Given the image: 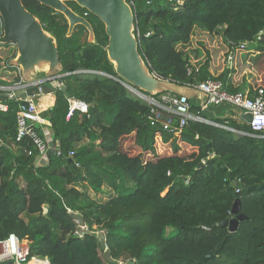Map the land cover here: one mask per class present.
Listing matches in <instances>:
<instances>
[{
  "label": "trees",
  "instance_id": "1",
  "mask_svg": "<svg viewBox=\"0 0 264 264\" xmlns=\"http://www.w3.org/2000/svg\"><path fill=\"white\" fill-rule=\"evenodd\" d=\"M21 2L55 41L57 74L64 75L66 93L56 90L54 105L41 115L60 152L47 156L44 165L36 164L30 141L14 143L18 101H6L7 111L0 112V141L8 147H0V241L14 235L28 243L30 256L49 264H264V139L194 121L177 137L159 124L151 126L148 105L115 80L119 78L107 57L108 38L100 20L68 2L78 16L87 12L93 40L81 25L67 36L63 15L36 0ZM130 9L144 65L175 88L207 79L226 84L225 74L210 75L207 61L195 68L176 49L189 44L195 25L220 33L236 47L255 42L262 33L256 49L264 66V0H133ZM68 100L87 105L86 114L74 111L67 119ZM190 105L199 115L200 108ZM226 125L250 131L242 122L229 120ZM126 140L133 154L121 147ZM168 143L171 154L156 151L155 144ZM183 143L192 150L180 151ZM233 182L246 190L234 188ZM89 190L107 199L94 200ZM236 199L246 219L231 233L220 224L231 218ZM71 213L82 218L88 235H76L79 225ZM168 228L176 234L164 237ZM99 232L113 263L104 261ZM218 245V253L203 261Z\"/></svg>",
  "mask_w": 264,
  "mask_h": 264
},
{
  "label": "water",
  "instance_id": "2",
  "mask_svg": "<svg viewBox=\"0 0 264 264\" xmlns=\"http://www.w3.org/2000/svg\"><path fill=\"white\" fill-rule=\"evenodd\" d=\"M40 4L47 6L60 13L68 22L67 36H70L77 25L83 26L88 35L89 41L93 40V31L85 18L78 16L66 6L68 2H74L80 8L85 9L89 14L96 17L104 25V32L108 38L106 47L107 57L114 66V71L120 82L128 91L133 92L137 98L145 101L148 96L156 94L184 95L188 88H175L166 81L157 79L150 74L144 65L137 51V42L133 35L134 17L130 7L125 0H36ZM0 18L2 22V36L0 44L3 46L12 45L16 49V58L12 63L21 69V76L25 81L34 82L39 79L41 84H29L21 90L11 89L16 99H21V103L26 106L31 98L37 100L41 95H54L56 89L66 93L62 84L64 75H58L60 69L57 49L54 39L45 33L37 21L28 13L22 5L21 0H0ZM186 61V58H183ZM47 67L44 78H36L37 69ZM86 74L101 75L111 78L99 72H79ZM32 77V78H31ZM113 79V78H112ZM181 90L184 92L181 93ZM8 97L0 95V102H6ZM241 119L244 124L251 121L249 114H243ZM199 123H205L201 120ZM0 147L7 149V146L0 141ZM56 146L52 145L48 150V156H56ZM72 158L69 159L71 163ZM203 163L199 164L201 167ZM234 188L238 187L237 182H233ZM241 190H246L245 186H239ZM249 190V189H248ZM231 218L224 220L220 226L227 227L229 232L236 230L238 223L246 217L240 213V201L238 199L232 205ZM70 218L79 226L76 230L77 236L88 235L89 233L82 226V218L75 213L70 214ZM99 248L104 249V261L113 263L110 252L105 248L103 232L97 233ZM221 245H218L212 253L206 254L202 260L211 259L217 254ZM133 264V263H127Z\"/></svg>",
  "mask_w": 264,
  "mask_h": 264
},
{
  "label": "built area",
  "instance_id": "3",
  "mask_svg": "<svg viewBox=\"0 0 264 264\" xmlns=\"http://www.w3.org/2000/svg\"><path fill=\"white\" fill-rule=\"evenodd\" d=\"M172 2V0H167ZM127 5L133 3V0H125ZM87 12L83 14L86 18ZM262 33H259L255 42L245 43L240 47H236L231 43H226L228 48V56H226L225 62L230 65L234 61L235 54L239 52L238 48L249 47L256 45L261 39ZM2 36V22L0 18V37ZM12 45L2 47L0 51ZM12 59L0 58V95H6L8 100L18 101L19 107L16 113V134L14 143H21L23 140H28L32 144L36 153V164L44 165L47 162L48 150L50 144L43 136L41 132L37 130L42 123L39 112L37 111L35 99L31 98L27 101V105L24 106L21 103V99H16L11 89L21 90L27 87L29 84H41L39 79L34 82H27L21 76L20 68L15 67L12 63ZM15 73L17 81L9 79L10 74ZM156 77V76H155ZM195 92L200 93L204 99V106H229L242 112V114H249L251 121L246 124L249 128V134H245L242 131H238L227 127V125L218 124L214 122H207L214 127L238 134L247 135L252 138L264 139V87H259L253 90L252 94L248 92L238 91L231 93L227 90L226 84L217 79H207L204 82L190 86ZM130 92V91H129ZM131 95H136L130 92ZM7 100V101H8ZM150 108V113L147 116L150 125L155 126L159 124L164 132L170 133L173 136H179L183 128L190 121L201 122L203 120L200 116L191 113V105L187 96L175 95V94H162L159 97L148 96L144 101ZM69 111L67 119L72 115L74 111H78L81 114H86L87 105L81 102L68 100ZM74 105V106H72ZM8 109L5 102H0V112H6ZM243 123V121H242ZM39 129V128H38ZM40 130V129H39ZM56 156H60V152L57 148ZM27 155L31 156L32 151H27ZM73 153H69V158H72ZM75 168L78 165H73ZM169 175V173L167 174ZM238 192V190H236ZM28 243L19 240L14 235H9L5 240L0 241V264L12 262L13 264H49L47 259H41L36 256H30Z\"/></svg>",
  "mask_w": 264,
  "mask_h": 264
},
{
  "label": "rangeland",
  "instance_id": "4",
  "mask_svg": "<svg viewBox=\"0 0 264 264\" xmlns=\"http://www.w3.org/2000/svg\"><path fill=\"white\" fill-rule=\"evenodd\" d=\"M87 36L89 38L88 33H87ZM225 45L226 43L224 42L220 33L210 34L206 32L202 27H197L192 30L191 39H190L189 44L184 45L179 48H181L180 50L183 53H185L188 56V58H189V53L195 54L198 60L196 67L200 66L206 61L209 63H213L215 70H216V72H214V76L219 77L220 75L225 74L229 82H231V80L234 82L233 86L238 87V89L243 92H246V88H248L247 87L248 85L246 83L245 77L252 76L254 72L262 74L261 71L264 70V66L260 62L261 52L257 51L260 49H256L257 45H251L249 47L238 48L237 49L239 50L238 53H242V54L241 55L236 54V60L234 62V66H232L231 68H228L227 70L226 69L223 70L222 67L224 66V63L226 64L225 61L223 63L224 56L222 54V52L224 51V47H226ZM2 47H5V46L0 44V50ZM224 55L226 59V56H228V53H224ZM4 56H5L4 52H1L0 58L2 59V57ZM250 56L251 58L249 60V63H250L249 64L247 57H250ZM255 57H256V60H254ZM242 63L245 66L244 69L241 68ZM193 102L195 103L197 107L199 108L201 107L199 99H194ZM222 107L223 106H220L219 108H222ZM214 109H218V107H215ZM235 135L238 136V134H235ZM130 144H131V141L126 140L124 143L122 142L121 147L126 148L127 153L133 154L134 152H132L131 148L129 147ZM159 146L160 145L157 146L155 144L156 151H158L159 153L164 154V155L172 153V147L171 145H169V143L163 147L161 146L159 147ZM185 148L180 149V151L185 150ZM188 150L189 149L187 148V150L185 151H188ZM90 195L94 200L99 199L101 201H104L107 199L105 195H102L99 193H92L91 191H90ZM175 234H176V231L174 229L168 228L166 229L164 233V237L173 236Z\"/></svg>",
  "mask_w": 264,
  "mask_h": 264
},
{
  "label": "crops",
  "instance_id": "5",
  "mask_svg": "<svg viewBox=\"0 0 264 264\" xmlns=\"http://www.w3.org/2000/svg\"><path fill=\"white\" fill-rule=\"evenodd\" d=\"M197 27H199V26H197V25L194 26V28H197ZM182 46H184V45H182V44L175 45L176 49L179 50V51H181L180 50L181 48H179V47H182ZM6 49H7V51H5V50L0 51V53L1 52H4V54H5V56L2 57V58L5 59V58L8 57L9 59H12V60L15 59L16 58V49L14 48V46H9ZM227 51H228V48L226 46V47H224V51L222 52V54L224 56L223 63L225 61V55H224V53H227ZM236 54H240L241 55L242 53H236ZM236 54H235V57H234V61L230 65V67L228 66L227 63L226 64L224 63V66L222 67L223 70L224 69L227 70L228 68H231L232 66H234V62L236 60ZM256 57L254 58V60H256ZM250 58H251V56L250 57H247L248 63H249ZM189 62H190V64L193 67L197 68L196 66H197L198 60H197L195 54L189 53ZM241 68L242 69L245 68V66L243 65V63H242V67ZM47 69H48L47 67H43V68L37 69V71H36V78H44V75L43 74L45 72H47ZM20 72H21V69H20ZM208 72L210 73V75L213 78H218V77L214 76V72H216V70H215V67H214V64L213 63H209L208 62ZM9 79L13 80L14 82L17 81L16 74L15 73L10 74ZM245 80H246V83L248 85L247 86L248 88H246V92H248L249 94H252V92H253L254 89H256L258 86H261V85L264 84L263 75L262 74H259L257 72H254L252 76H246L245 77ZM225 81H226V88L228 86H230L233 89H238V87L233 86L234 85L233 84L234 82L232 80H231V82H229L227 76H226V80ZM239 91H241V90H239ZM182 92H184V90H181V93ZM186 95H187V98L189 99L190 104H195L193 102V100L194 99H199L200 106L201 107L199 109V113H198L199 115L198 116H200L202 119H204L203 118V115H206V117L208 118V120L207 119H204V120H206V122H212V121H210V119H212V120L221 119V120H226L227 122L229 120H233V121L240 122V123L242 122L241 116L243 114H242L241 111H239L237 109H234V108L229 107V106H227V107L223 106L222 108H219L220 106H207V107H205L204 106L205 99H204V97L200 93L195 92V91H189V92L186 93ZM54 102H55V97H54V95H50V94H48V95H41V97H39L35 101L36 107H37V111L39 112V115H40L41 120H42V123L39 125L40 132L43 134V136L49 142L50 146L53 145V143L51 142V133H50V128H49L50 127V124H49V122L47 120L43 119L41 115L43 113L47 112L54 105ZM215 107H218V109H214ZM227 122L223 123V125H226ZM181 147H182V149H184L186 147L185 150H187V148H188L189 149L188 150L189 152L192 150V147H190L189 145H186L184 143L181 145Z\"/></svg>",
  "mask_w": 264,
  "mask_h": 264
},
{
  "label": "bare ground",
  "instance_id": "6",
  "mask_svg": "<svg viewBox=\"0 0 264 264\" xmlns=\"http://www.w3.org/2000/svg\"><path fill=\"white\" fill-rule=\"evenodd\" d=\"M72 106H74V105H72Z\"/></svg>",
  "mask_w": 264,
  "mask_h": 264
}]
</instances>
